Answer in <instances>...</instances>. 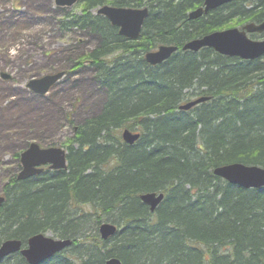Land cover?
Returning a JSON list of instances; mask_svg holds the SVG:
<instances>
[{"label": "trees", "instance_id": "16d2710c", "mask_svg": "<svg viewBox=\"0 0 264 264\" xmlns=\"http://www.w3.org/2000/svg\"><path fill=\"white\" fill-rule=\"evenodd\" d=\"M202 1L80 0L81 13L63 18L62 28L75 29L93 43L90 49L89 43H83L82 53L74 49L66 51L63 66L58 71L67 72L66 80L85 77L92 88L103 95L104 104L99 113L84 121L87 130L81 131L80 125H76L77 136L74 135L66 147L68 171L47 168L39 176L19 181L20 152L15 155V167L8 170L0 191L5 197L0 205V244L13 238L25 242L39 233L73 238L62 226L68 211L90 214L94 207H99L92 205V212L88 213L81 206L91 205L97 199L105 207L107 202L123 195L125 205L117 209L110 205L113 217H107L121 229L114 238L102 241L93 227L95 237L86 256L85 252L77 251L76 244L71 255L75 253L82 259L69 262L60 257L65 254L46 264H104L111 256L120 257L123 264H180L170 260H180L181 254L184 264H210L214 254L204 257L193 248H185L183 241L197 235L207 237L208 244H223L217 240L223 228L232 232L231 238L238 241L236 247L243 254L244 263L264 264V228L254 237L260 239L252 240L245 237V229L240 224L248 213L264 214V190L246 191L220 183L219 192L225 188L232 195L221 196L218 205L215 204L218 190L212 180L204 188L203 198L197 201L189 199L186 188V184L198 186L201 176L220 163L240 161L264 167V89H261L264 58L241 61L203 49L198 53L179 52L157 67L149 66L144 59L148 51L169 43L164 33L172 31L181 19L187 20L188 12ZM252 3L236 0L207 17L187 20L178 33L195 39L215 30L259 23L264 14L252 8ZM104 5L148 8L149 15L141 33L143 39L132 41L120 36L117 27L96 14ZM144 38H150L151 43L146 44ZM213 60L219 62L216 70L206 65ZM209 73L214 77L208 76ZM229 88L233 92H226ZM227 93L231 94L228 100L241 99L230 107L226 103L209 102L193 109L194 112H179L176 108L181 100L190 97ZM26 94L40 98L30 91ZM226 113L235 121L225 123ZM122 119L125 122L122 123ZM121 126L141 133L137 145L128 146L119 136H113V129ZM191 138L194 144L190 145L203 156L200 166L187 162L183 146ZM111 140H117L118 145H112ZM216 150L220 159L208 162ZM85 173L89 175L82 176ZM68 188L73 189L70 194ZM142 191L168 192V200L151 215L136 197ZM218 209L229 214L220 217V223L212 224L210 215ZM85 214L79 218L83 224L88 217ZM96 222L100 223L101 218ZM156 229L164 231V235ZM248 241H252V249L250 253H243ZM182 247L184 253L178 251ZM223 260L226 264L227 258ZM0 264L27 263L16 254L1 260Z\"/></svg>", "mask_w": 264, "mask_h": 264}, {"label": "rangeland", "instance_id": "374dc122", "mask_svg": "<svg viewBox=\"0 0 264 264\" xmlns=\"http://www.w3.org/2000/svg\"><path fill=\"white\" fill-rule=\"evenodd\" d=\"M80 13L79 3L62 9L56 0H0V191L22 148L36 143L67 151L73 135L69 119L99 109V98L81 94L89 85L85 77L63 79L41 99L26 94L32 78L60 70L66 51L82 53L83 43L92 46L81 32L60 26L67 15Z\"/></svg>", "mask_w": 264, "mask_h": 264}, {"label": "bare ground", "instance_id": "6f19581e", "mask_svg": "<svg viewBox=\"0 0 264 264\" xmlns=\"http://www.w3.org/2000/svg\"><path fill=\"white\" fill-rule=\"evenodd\" d=\"M206 1L207 0H203L200 5L196 4V6H195L196 8H194L195 10L200 9V8L203 9V14L201 15L200 18L207 17V16L211 15L217 9H219V8H221V7H223V6L227 5V4H230V3H232V2H234L236 0H233L231 2L225 3V4H223V5L219 6V7H216V8H209L207 11H206V8H207ZM249 1H253L252 8H256L255 10L261 11L264 14V0H249ZM113 7H115V8H126V7H119V6H113ZM143 8L144 7H141L139 9H143ZM195 10H193V11H195ZM191 12H192L191 10L188 12V15H186V19L188 21H195V20H190L189 19V15H190ZM101 16H103V15H101ZM103 17H105V16H103ZM187 20H182L181 19V21L177 25H175L173 27L172 31L170 30L169 32L167 31L166 33H164L165 41H168L169 43H163V44L157 46L156 48H154V50H151V51L147 52V53H156V52L159 51V49L161 47L176 48V50L170 55L169 58L165 59L164 61H162L160 63L151 64V63L146 61L145 56H146L147 53H145L144 59H145L146 63L149 66H151V67L160 66V65L164 64L165 62L169 61L174 55L178 54L179 52L189 51V52L198 53V52H200L203 49H212L210 47H203L199 51L195 52V51H191V50H184V47L187 46L188 44H190L191 42H193L194 40L202 39V38H204V37H206L208 35L210 36V35H213L215 33H223V32H225V31H227L229 29H234V28H238L239 29L240 28V27H231V28H227V29L225 28V29L215 30V31H213V32H211V33H209L207 35H204L202 37L193 39V38H190L191 36L188 35V34L178 33L181 29H183L182 28L183 26H186V23L188 22ZM263 21H264V15H263V20L261 22H259V23H255V24H261ZM182 23H184L185 25L182 24ZM180 26H182V27H180ZM122 37H125V36H122ZM248 37L250 39H256L257 36H255L253 33H249ZM125 38L129 39L127 37H125ZM139 39H143L141 37V35H140V37L138 39H129V40L138 41ZM151 41L152 40L150 38H148V39L144 38V42L146 44H150ZM212 50L215 53H217V54H219L221 56H226V55L221 54L220 52L215 51L214 49H212ZM226 57H229V58H232V59H239L241 61H256V60L263 59L264 58V53L261 56H259L258 58H255V59H252V60H250V59H242V58L237 57V56H229V55H227ZM206 65L208 66V69H215L216 70V68L219 66V62L216 61V60H213V61L208 62ZM208 76L214 77V75L211 74V73H209ZM255 82L260 84L259 81H255ZM57 85H55V86H57ZM256 86H259V85H256ZM261 89H264V82L261 84ZM226 92H233V89L229 88V89L226 90ZM87 93H90V95L92 94L94 98H99L100 106L98 107L99 109L96 112H94L92 110V112H90L87 115H84V116H81V117H74V115H73V117H71V119H69L70 120L69 121L70 125L72 127V132H73L72 138L74 137V135L77 136V133H78V132H76L77 131L76 125L77 124L80 125L81 131L83 129L87 130L88 126H87L86 123L83 124L84 121L87 120L88 117L91 118L95 114L99 113L101 111V108H102L103 104H104L103 95L98 93L96 90H94L90 84L88 85V87H86L85 89H83L81 91V94L83 96L87 95ZM229 95H231V94L227 93V94H224V95H216V96L203 95L201 97H194V98L190 97L188 100H185V101L181 100L177 104L176 108H177V111H179V112H194L193 109L197 108L200 105L209 103V102H213V103H216V104L217 103L218 104L226 103L230 107L232 105H235L236 102H238L237 100L241 99V97H239V98H234V99L228 100L227 97ZM36 96H39L40 99H41L45 95H37L36 94ZM189 105H191V106H189ZM157 117H159V116H157ZM88 120H90V119H88ZM224 121H225V123H229L230 121L233 122L235 120L231 117V115L229 113H226L224 115ZM121 122L123 123V122H125V120L122 119ZM81 124H83V125H81ZM113 131H114V133H112L113 136H115V137L119 136V138H121L122 142L124 144L128 145V146L137 145V143L142 138L141 137V133L139 131L131 130L128 127H123V126H121L119 128L115 127L113 129ZM127 132H129L133 136H137V138L134 140V142L128 144L124 140V135ZM79 136H81V134H79ZM186 143L184 144V146L183 145L182 146H183V149L187 153V156H188L187 157V160H188L187 162L189 163V165H194V166L202 165L201 163L203 162V156L198 154L196 152L195 147L190 145V144H194V141L192 140V138H191V141H189V143H187V144ZM111 144L114 145V146H117L118 145V141L117 140H111ZM27 148L28 147L24 148L23 150L25 151ZM192 149H194V150H192ZM221 151L222 150H220V154H223ZM213 153H214V154H212L213 159H208V162L213 161V160L215 161V159H216V161H218V159H220L219 150L218 151L216 150ZM229 166H241V167H243V169H245V168L246 169H257L259 171H262V170L264 171V167L261 166V165H258V164H246V163H242L240 161H237V162L232 161V163L231 162H229V163H220V165L212 166L211 168H209L208 171L201 176V179H200V182H199L198 186H195V185L192 186L190 184H186L187 185L186 188L189 189V199L191 201H197V200L203 198V196H204V188H206L209 185L210 180H212L213 185L218 190V194H217V198H216L217 202L215 203V204H218V205H219L221 196L225 195V196L230 197V195H232L231 192L228 189H225V188H223L219 192V188H217V187L219 186L220 183H225L226 182V183L230 184L231 186H235L237 188H240L241 190H246V191H261V190H264V186H261V187L244 186V185H241V184H232V183L228 182L227 179L222 176V174L218 173V171L221 170V169L225 170V168H228ZM106 169H107V167H106ZM63 170L68 171V161H67V167L66 168L58 169V170H54V171H63ZM18 173H19V171H18ZM106 173L107 172L105 171L104 174H106ZM87 175H89V174L85 173L82 176L86 177ZM98 176H99V174H98ZM31 178H33V177H31ZM31 178H29V179H31ZM17 180H18V178H17ZM78 181L80 183L84 182L83 180L82 181L78 180ZM72 191H73V189L69 190V188H68V193L69 194ZM150 194H156V196H159V195L162 194V198L155 205V211L154 212H152V210H151L152 204L148 203L144 199V197H146V196H148ZM168 196H169V193L168 192L166 193L164 191H159V192H156V191H153V192L142 191V192L137 193L136 197L140 201L141 204H143L145 207H147V209L151 213V215H153L161 207V205L166 203V201L168 200ZM92 205H93V207L96 205L97 207H99L101 209L94 207V212L90 213V212H92V208H93ZM110 205H112L114 209L115 208L117 209L119 207H123L125 205V197L123 195H120L118 198H115V199L113 198V200L111 202H107L106 203L105 207L103 206L102 203H99L97 201V199H94V203L91 202V205L90 204L82 205L81 207L84 210V212H88L90 214L80 213L78 211H68L67 212V214H68L67 216L68 217L65 218L62 221V226H64V228L66 230H68L69 234L74 235L73 236L74 239L73 238H58V237L57 238H53V237L49 236V234H51V233H47V234L39 233V234L32 235L25 242H23L20 239H16V238L6 239V240L20 241L21 245H22L21 249L18 252H15V253H13V254H11L9 256L19 254L26 261V263L29 264L27 262L26 258L23 257V255L21 254V251L27 248L28 241L32 237L37 236V235H44L45 237L53 238V239L61 241V242H69V244H67L65 246V249H63L61 252H59L55 256H52L51 258L45 260L41 264H46L47 262L57 258L58 255H65V254H67V255L66 256H60V257H62L63 259L66 258V260L69 261V262L76 263L77 261L82 259V257L81 256L77 257L75 255V253L71 255L72 248L77 244V248H76L77 251L78 252H85V256H86L88 254V251H89L88 249L90 248V244L92 242V239L95 237L94 232L92 231L93 227L95 228L96 232L98 233L99 238L102 241H104V242L110 241L121 230L120 227L117 224L112 223L109 220H107L108 219L107 217H113V215H110L111 214L110 211L113 209ZM81 214H85V215L88 216L87 220L84 222V224L79 220ZM228 214H229L228 211H223L222 209L215 210L213 212V214L210 215L209 221H212V224H218L222 220V219H220V217L226 216ZM99 218H101V222L97 223L96 221ZM240 224L243 225V227L245 229V237H247L249 239L253 238L252 240H259L260 238H254V237L260 235V234L258 235L259 232H262L260 228H264V214H260L259 213V216H258V214L255 213V212L252 213V214L248 213L246 215V217H243L241 219ZM102 225L113 226L115 228V233L110 235L108 238H103L102 233H101V226ZM156 231H158L159 233H162L164 235V231L159 230V229H156ZM231 235H232V232H230L228 229L226 230V228H223V233L220 236L217 237L218 242L223 243V244H218V243L208 244V243L205 242L208 239L207 237L195 235V236H191L187 240H184L183 241V245H184L185 248H193L194 252L197 251V252L202 253L204 257H209V256L214 254L213 259H212L210 264H224L225 260L221 261V259L223 257L227 258L226 264H246L247 262L244 263V261H243V259H244L243 254L236 247V244H237L238 241L236 239H234V238H231ZM6 240H3L2 242L6 241ZM250 242L248 241L247 243H245L246 247H243V249H242L243 253H246V252L250 253V251L252 249V246H251L252 241H250ZM178 251L184 253L185 249L182 247ZM179 258H180V260L175 258V259H172L170 261L177 262V263H180V264H184L182 262V259L184 258L183 254L179 255ZM112 259L118 261L121 264H123L122 259L120 257H118V256H111V257L107 258L105 260L104 264H107V262L112 260ZM191 264H193V263H191ZM197 264H199V263H197ZM200 264H204V263L200 262Z\"/></svg>", "mask_w": 264, "mask_h": 264}, {"label": "water", "instance_id": "95a60500", "mask_svg": "<svg viewBox=\"0 0 264 264\" xmlns=\"http://www.w3.org/2000/svg\"><path fill=\"white\" fill-rule=\"evenodd\" d=\"M78 0H56L59 7H72ZM233 0H207V8H216ZM98 14L105 16L109 22L119 28V34L129 39H138L141 35L145 20L148 18L149 10L147 8H115L107 5L99 9ZM203 14V9L192 11L189 15L190 20H196ZM264 21L261 24L248 23L241 29H229L223 33L208 35L202 39L194 40L184 47V50L199 51L203 47H210L223 55L237 56L242 59H255L264 53V40L255 41L248 37L249 33H263ZM176 50V48L161 47L156 53H147L145 59L151 64H157ZM65 71L54 74L44 75L39 78H32L27 83V88L37 95H46L49 90L56 85L64 76ZM3 79H10L6 73H2ZM191 106V105H189ZM137 136L127 132L124 140L129 144L134 142ZM21 171L18 174V180L23 181L39 175L43 172L45 166L51 170L64 169L67 167V153L65 150L57 147L42 148L36 143H32L20 156ZM228 182L232 184H241L244 186H264V171L257 169H243L241 166H229L225 170L218 171ZM162 198V194H150L144 199L152 204L151 210L155 211L156 203ZM5 201L0 196V205ZM101 233L103 238H108L115 233V228L110 225H102ZM69 242H61L53 238L37 235L28 241L26 249L21 251L23 257L29 264H41L45 260L55 256L65 249ZM21 242L15 240H6L0 245V260L9 255L18 252L21 249ZM107 264H121L116 260H110Z\"/></svg>", "mask_w": 264, "mask_h": 264}]
</instances>
